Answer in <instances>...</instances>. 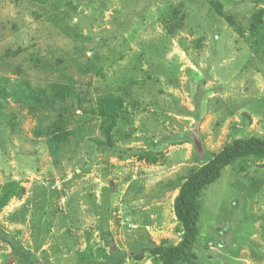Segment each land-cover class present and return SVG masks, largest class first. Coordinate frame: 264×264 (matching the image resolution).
Wrapping results in <instances>:
<instances>
[{"label":"rangeland","instance_id":"obj_1","mask_svg":"<svg viewBox=\"0 0 264 264\" xmlns=\"http://www.w3.org/2000/svg\"><path fill=\"white\" fill-rule=\"evenodd\" d=\"M208 1L0 0V264L42 252L55 264H156L150 244L179 241L173 186L201 164L188 130L197 126L205 159L233 139L264 137V47L251 50ZM215 1L243 28L264 8ZM54 83L71 85L80 108L64 105L71 136L51 154L45 131L59 104L25 96L27 85ZM108 94L125 109L113 149L91 114ZM195 107L197 119L186 113ZM246 164L200 193L199 264H264V160Z\"/></svg>","mask_w":264,"mask_h":264},{"label":"trees","instance_id":"obj_2","mask_svg":"<svg viewBox=\"0 0 264 264\" xmlns=\"http://www.w3.org/2000/svg\"><path fill=\"white\" fill-rule=\"evenodd\" d=\"M208 4L218 17L225 21L228 27L232 28L238 36L246 40L251 50L264 47V8L253 10L247 26L243 28L231 15L223 11L222 5L218 1L209 0ZM245 32H247L246 36ZM123 82L126 81L123 80ZM123 82L119 83L122 84ZM126 84L132 85L133 81H128ZM7 97L8 95L0 88V115L2 112L1 102L5 101ZM25 99L36 103L40 108L44 109H56L55 105L59 104L57 108V119L45 131V135L49 136L51 140L49 142L47 141L48 145L46 144L48 152L54 154V147H52L51 144L54 143L55 146L60 145L64 147L68 142V137L71 136L70 131H66L62 128L63 115L68 112L64 105L67 101H75V104L79 105L77 108H80V97L75 94L71 85L54 83L49 87L47 86L46 89H31L27 85ZM73 110H75V108H72L70 112ZM196 110L197 107H195L192 112L186 111V113L193 119H197L198 110ZM91 114L99 119V129L101 134L105 137L106 146L113 149L112 132L116 126L117 120L120 116L125 114L124 100L120 97L108 94L96 100V105L91 109ZM39 132L40 133L35 134H37V136L41 135V131ZM196 132L197 126L196 128L194 127L193 133ZM199 143L201 144L200 141ZM200 144V149L194 148V150L197 154V158L201 160V164L191 167L185 176H182L175 182L174 186L172 182L168 185L173 186L172 190H177V194L172 202V210L177 223L176 231L179 235V241L174 245L166 241H161L157 245L151 243L148 252L153 259H155L156 264H199L193 248L199 234L198 199L200 193L219 179L220 173L225 167L234 165L235 173L240 174L245 172L247 168L246 161L250 159L264 160V137L250 136L246 139H233L231 142L223 145L218 152L210 153L206 159L204 158L206 151H204V147ZM197 150H199L200 153ZM201 153L203 154V158L201 157ZM142 156L143 155H141L139 159ZM31 223H34V221ZM32 228L35 231L32 230V238H38L36 233L38 231L37 228L33 224ZM18 232L17 230L16 233ZM99 232H101L104 237L108 235L110 237L111 235L109 230L104 232L102 227L99 229ZM0 236H3L2 231H0ZM4 239L6 243H8L9 238L5 237ZM43 243L44 242H42V244ZM42 244L38 246L36 251L41 249ZM139 250V247L134 249L135 252L132 258L141 259V255L139 254L142 253V249L140 252ZM41 254L43 255H41L39 259L38 257H32L33 260L26 264H55V262L48 259L44 252ZM23 255H25L24 252H21L18 257L21 258ZM123 256L125 258L128 254L123 253Z\"/></svg>","mask_w":264,"mask_h":264},{"label":"crops","instance_id":"obj_3","mask_svg":"<svg viewBox=\"0 0 264 264\" xmlns=\"http://www.w3.org/2000/svg\"><path fill=\"white\" fill-rule=\"evenodd\" d=\"M189 111H191V109H189ZM188 131H190V133L189 134H192L193 132H194V129H192V130H188ZM195 136H197L196 138H197V140H196V142L195 141H193V143H194V148H197V149H200V146H199V141L201 142V137L198 135V129H197V132L195 133ZM192 143V144H193ZM196 144H197V146H196ZM201 144H202V142H201ZM200 144V145H201ZM190 155V154H189ZM190 156H192V155H190ZM177 191V190H176ZM17 230H19V227H17L16 228ZM2 246V243H0V247ZM2 253H8V252H2Z\"/></svg>","mask_w":264,"mask_h":264}]
</instances>
